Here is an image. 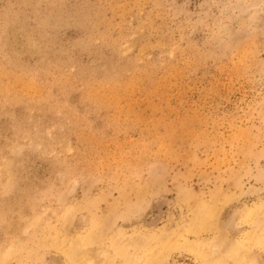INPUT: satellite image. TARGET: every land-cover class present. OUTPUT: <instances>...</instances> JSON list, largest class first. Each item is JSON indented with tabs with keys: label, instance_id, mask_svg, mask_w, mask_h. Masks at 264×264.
<instances>
[{
	"label": "rangeland",
	"instance_id": "374dc122",
	"mask_svg": "<svg viewBox=\"0 0 264 264\" xmlns=\"http://www.w3.org/2000/svg\"><path fill=\"white\" fill-rule=\"evenodd\" d=\"M245 263L264 0H0V264Z\"/></svg>",
	"mask_w": 264,
	"mask_h": 264
},
{
	"label": "bare ground",
	"instance_id": "6f19581e",
	"mask_svg": "<svg viewBox=\"0 0 264 264\" xmlns=\"http://www.w3.org/2000/svg\"><path fill=\"white\" fill-rule=\"evenodd\" d=\"M206 245H207V244H206ZM206 245H205V246H206ZM215 245H216V244H215ZM210 247L212 248V251H208V256H212V255H213V250H215V248H216V247H214V246H212V245H211ZM245 258H246V257H245ZM243 259H244V258H240L239 261H243ZM237 262H238V260L236 261V263H237ZM245 264H246V263H245ZM247 264H250V263H247Z\"/></svg>",
	"mask_w": 264,
	"mask_h": 264
}]
</instances>
